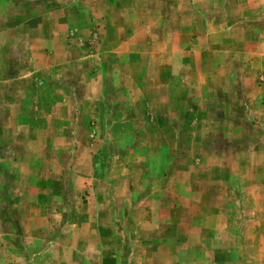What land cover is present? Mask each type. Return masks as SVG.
I'll list each match as a JSON object with an SVG mask.
<instances>
[{"label":"rangeland","instance_id":"1","mask_svg":"<svg viewBox=\"0 0 264 264\" xmlns=\"http://www.w3.org/2000/svg\"><path fill=\"white\" fill-rule=\"evenodd\" d=\"M0 264H264V0H0Z\"/></svg>","mask_w":264,"mask_h":264}]
</instances>
